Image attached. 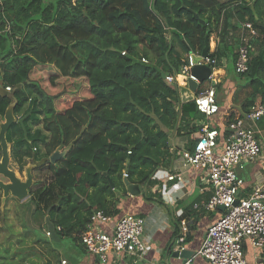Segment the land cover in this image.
I'll use <instances>...</instances> for the list:
<instances>
[{
	"label": "trees",
	"instance_id": "obj_1",
	"mask_svg": "<svg viewBox=\"0 0 264 264\" xmlns=\"http://www.w3.org/2000/svg\"><path fill=\"white\" fill-rule=\"evenodd\" d=\"M262 18L264 0H0V81L11 91L0 95V118L13 100L17 120L30 114L26 136L18 123L6 133L11 161L23 172L27 160L37 161L40 145L45 158L61 144L66 150L55 164L33 169L48 176L29 191L53 238H71L82 249L79 236L95 212L118 217L127 160V181L150 188L153 175L177 156L172 134L190 139L199 132L195 123L205 116L194 102L181 103L179 88L162 75L180 74L188 54L201 53L205 37H217L210 55L217 68L227 60L235 85L246 82L234 92L239 105L219 109L211 126L226 129L264 105ZM247 21L259 34L251 40L246 73L237 75L236 32ZM79 78L88 97L57 98L62 84Z\"/></svg>",
	"mask_w": 264,
	"mask_h": 264
},
{
	"label": "built area",
	"instance_id": "obj_2",
	"mask_svg": "<svg viewBox=\"0 0 264 264\" xmlns=\"http://www.w3.org/2000/svg\"><path fill=\"white\" fill-rule=\"evenodd\" d=\"M258 34V29L251 22L240 25L235 74L246 73L253 49L251 40ZM212 53L209 50L207 56L197 63L198 66L209 67L211 71L207 80L208 87L202 88L199 85L194 94L196 108L205 116V121L200 122L199 132L193 139V149L181 153L184 164L198 172L201 182L212 191L204 209L211 212L219 206L224 209L221 216L207 229L198 254L209 264H248L245 249L251 248L255 252V264H264V183L255 185L249 194L243 196L244 181L239 176V171L261 156L263 148L260 133L252 125L264 117V105L253 107L243 118L233 121L226 129L212 127L211 120L219 112L215 88L219 80V68L217 61L210 57ZM190 54L187 56V65L180 74L164 78L167 84L186 88L188 79L197 82L190 75V69L194 67ZM142 62L146 63L145 60ZM5 92H10V88H5ZM130 153L129 151L128 154ZM167 179L177 184L184 183L182 175L172 174ZM102 225L110 229L104 231ZM181 227L185 232L184 221L181 222ZM143 229L144 220L140 216L124 214L114 222L112 217L97 211L90 217L79 239L89 256L97 259L100 264H106L109 259L125 254L143 255L146 251L142 239ZM46 235L50 236V233ZM183 241L184 238L181 237L177 243L181 244ZM65 263L62 261V264Z\"/></svg>",
	"mask_w": 264,
	"mask_h": 264
},
{
	"label": "crops",
	"instance_id": "obj_3",
	"mask_svg": "<svg viewBox=\"0 0 264 264\" xmlns=\"http://www.w3.org/2000/svg\"><path fill=\"white\" fill-rule=\"evenodd\" d=\"M251 6L252 4H250ZM238 33L239 30L236 34L238 35ZM209 42V50L214 52L217 37L211 35ZM220 64L221 67L218 69L219 80L215 88L220 114H222L232 107H237L239 101H233L235 82L226 72L230 64L224 59L221 60ZM217 87H223V94H220L221 90L219 91ZM195 125L200 126V121H197ZM262 131L264 132V129ZM262 131L261 129L257 131L261 135L259 136L263 148L261 156L239 171V176L244 181L243 196L249 194L255 185L264 183V136ZM194 138L195 135H192L190 139L176 137L173 133L169 138V143L171 152L173 154L176 152L177 156H175L170 167L159 169L153 175L152 181L155 184L152 187H139L141 192L136 197H131L126 193V196L117 205L119 215L116 218L112 217L114 222L124 214L143 218L142 239L146 246L145 253L138 256L125 254L119 258L114 257L109 259L106 264H209L199 256L198 252L205 239L207 229L221 216L222 211L218 208L212 212L204 209V204L211 197L212 191L201 182L199 173L189 169L182 160V151L188 148L189 140ZM8 148L10 151V144H8ZM172 174L182 175L184 183L170 182L167 176ZM195 205L197 207H194ZM182 221L185 223V232L181 227ZM101 227L104 231L110 229L104 225ZM181 237L186 242L183 241L179 244L177 242ZM52 242H57L61 248H64L62 240L54 239L50 242L51 250L55 251L56 247V244H52ZM76 249H80V252H74V264H100L97 259L84 255L81 251L86 253L85 250L79 248L78 244ZM183 250L192 252L193 255L189 260L173 258V252ZM254 257L255 252L248 248L247 263L255 264ZM66 260L68 261V259ZM66 260H63L66 262L65 264H67ZM48 264L51 263L48 262Z\"/></svg>",
	"mask_w": 264,
	"mask_h": 264
},
{
	"label": "rangeland",
	"instance_id": "obj_4",
	"mask_svg": "<svg viewBox=\"0 0 264 264\" xmlns=\"http://www.w3.org/2000/svg\"><path fill=\"white\" fill-rule=\"evenodd\" d=\"M68 80L69 81L62 84L60 89L57 91L59 93L57 98L72 102L88 97L85 79L79 78ZM245 84V81H240L239 83L237 82V84L234 86L233 92H235V90L236 92H241V87ZM208 85L209 81H205L201 87H208ZM217 89H219V91L221 90L220 94H223V87H217ZM217 117L218 116H216L215 119ZM252 126L256 131L260 129L262 131L264 129V117H262L259 122L253 124ZM37 127L41 128V124ZM262 134L264 136L263 131ZM45 152L46 148L40 145L37 161H41L45 158ZM31 164L32 161L27 160L25 168ZM9 168L16 174L17 178H19L21 181H25V168L23 172H19L17 165L11 160ZM38 173V171L31 170L33 182L35 181L32 188L37 183L42 185L48 176V172H43L42 174ZM0 180L7 182V180L2 177H0ZM48 185L49 183L47 186ZM51 191L53 192L52 189ZM47 192L48 191H44L43 194ZM1 198L2 192L0 190V199ZM25 205H27V207H24ZM47 225V214H44L43 216L36 214L35 205L30 202L29 198L22 203L13 198H8L4 205H1L0 202V257L6 258L0 259V264H48V262L51 264H62L61 261L66 259L69 261L68 262L66 260L67 264H74V252H80V249H76L77 243L72 244L71 238H65L62 240L64 242V248H61V245H59L57 242H52V244H56V247L55 251L51 250L52 248L50 242L55 238H53L52 234H50V236L46 235L48 232H50V230L47 228ZM45 242H47V244ZM247 250L248 248L245 249V255ZM81 252L88 256L87 253H84L83 251Z\"/></svg>",
	"mask_w": 264,
	"mask_h": 264
},
{
	"label": "water",
	"instance_id": "obj_5",
	"mask_svg": "<svg viewBox=\"0 0 264 264\" xmlns=\"http://www.w3.org/2000/svg\"><path fill=\"white\" fill-rule=\"evenodd\" d=\"M208 51H209V39L208 37H205L204 48L201 51L200 56H195L194 54H190L194 64V67L190 69V75L194 77L197 80V82L188 79L187 87L179 88V98L181 103L194 102V94L196 93L199 85H202L205 81L208 80L211 72L209 67L197 65V63L202 58H205L207 56ZM165 77L166 76L162 75L163 79ZM10 92L9 93L5 92L2 86V82L0 81V95L6 98L10 96ZM14 106H15V100H13L10 103V105L7 107L2 120H0V153H1L0 177L7 180V182H3L2 180H0V190L2 192L1 205H4L5 201L8 198H13L20 203L28 199L29 191L31 190L35 182V181L33 182V175L31 174V170H33L37 166L43 165L47 161H49L51 164H55L58 159L62 158L66 154V150H63L64 146L63 144H61L59 148L49 158H44L41 161H36L35 159L31 160L32 164L25 169V176H26L25 181H21L19 178H17L16 174L9 168L10 152L6 140V133L11 125L18 123L22 126L24 131V136H26L25 129L23 127V122L30 114L28 113L22 119L17 120L14 117V113H13ZM129 168H130V160L128 159L124 171L123 183L125 185L127 194L131 197H136L140 195L141 191L137 184H130L127 181L126 178L129 172ZM107 179L110 184V187L114 189L113 182L109 178ZM218 209L221 210L222 212L224 211L222 206H219ZM192 255H193L192 252L187 250L175 251L172 254L173 258H180L183 259L184 261L189 260L192 257Z\"/></svg>",
	"mask_w": 264,
	"mask_h": 264
},
{
	"label": "flooded vegetation",
	"instance_id": "obj_6",
	"mask_svg": "<svg viewBox=\"0 0 264 264\" xmlns=\"http://www.w3.org/2000/svg\"><path fill=\"white\" fill-rule=\"evenodd\" d=\"M26 169V168H25ZM32 189V188H31ZM0 202H1V199H0Z\"/></svg>",
	"mask_w": 264,
	"mask_h": 264
},
{
	"label": "clouds",
	"instance_id": "obj_7",
	"mask_svg": "<svg viewBox=\"0 0 264 264\" xmlns=\"http://www.w3.org/2000/svg\"><path fill=\"white\" fill-rule=\"evenodd\" d=\"M9 93V92H8ZM10 152V151H9Z\"/></svg>",
	"mask_w": 264,
	"mask_h": 264
},
{
	"label": "bare ground",
	"instance_id": "obj_8",
	"mask_svg": "<svg viewBox=\"0 0 264 264\" xmlns=\"http://www.w3.org/2000/svg\"><path fill=\"white\" fill-rule=\"evenodd\" d=\"M180 79V78H179Z\"/></svg>",
	"mask_w": 264,
	"mask_h": 264
}]
</instances>
